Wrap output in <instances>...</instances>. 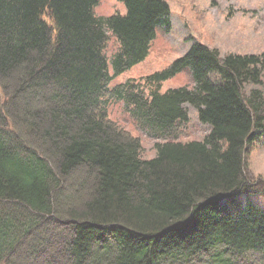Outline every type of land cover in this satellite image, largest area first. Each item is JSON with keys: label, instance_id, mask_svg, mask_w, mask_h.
Masks as SVG:
<instances>
[{"label": "trees", "instance_id": "16d2710c", "mask_svg": "<svg viewBox=\"0 0 264 264\" xmlns=\"http://www.w3.org/2000/svg\"><path fill=\"white\" fill-rule=\"evenodd\" d=\"M98 1L0 0V264H264V209L235 195L264 146V53L193 43L109 89L169 30L170 10L116 0L125 15L96 17ZM187 68L191 89L160 92ZM109 101L163 141L153 158L109 120ZM188 107L209 133L176 142Z\"/></svg>", "mask_w": 264, "mask_h": 264}, {"label": "rangeland", "instance_id": "374dc122", "mask_svg": "<svg viewBox=\"0 0 264 264\" xmlns=\"http://www.w3.org/2000/svg\"><path fill=\"white\" fill-rule=\"evenodd\" d=\"M170 8V29L162 25L156 27L155 38L150 44L147 57L115 77L109 89L129 80L137 83L153 73L163 71L172 61L182 57L193 43L215 49L223 57L234 55H259L264 53V0H164ZM125 7L116 0H99L94 8L96 17L125 15ZM117 43L110 39L105 54L108 58V72L111 74L109 59L117 50ZM194 83L190 69H184L175 77L161 84L160 92L187 87ZM248 90H246L247 92ZM108 118L137 137L142 148V158L155 156L154 140L141 132L133 122L122 101H109ZM189 122L176 142L202 141L209 133L207 126L201 125L194 110L188 108ZM246 176L248 185L235 195L242 206L247 202L264 209V146L262 141L254 145L246 155ZM70 182V188L75 187Z\"/></svg>", "mask_w": 264, "mask_h": 264}]
</instances>
